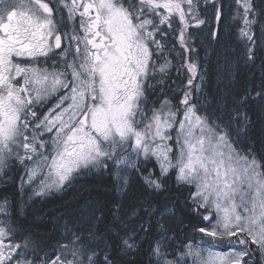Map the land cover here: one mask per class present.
I'll return each mask as SVG.
<instances>
[{"label":"snow or ice","instance_id":"snow-or-ice-1","mask_svg":"<svg viewBox=\"0 0 264 264\" xmlns=\"http://www.w3.org/2000/svg\"><path fill=\"white\" fill-rule=\"evenodd\" d=\"M229 7L213 91L223 0H0V264H264V0Z\"/></svg>","mask_w":264,"mask_h":264},{"label":"trees","instance_id":"trees-1","mask_svg":"<svg viewBox=\"0 0 264 264\" xmlns=\"http://www.w3.org/2000/svg\"><path fill=\"white\" fill-rule=\"evenodd\" d=\"M225 39H228V38H225ZM236 47H237V44L235 43V41L233 39L229 38V40H224V39L222 40V46L220 48L219 47L218 48L217 47H212V48L209 47L208 50H206V46H203V45L200 48L201 57L205 56V51H207V53H208V60H209L208 86H209L210 90L214 91L217 87V74H216V70H215V59L216 58L214 55H212L213 50L215 49L216 52H218L220 54V56L223 57L225 52H229L230 54L234 55L237 51ZM257 65H259V61L257 62ZM253 73H255L257 76H259L261 74V69L259 68V66L253 68L251 66L245 67V66L241 65V67H240L241 82H243V80L245 78L250 80L252 78ZM173 75H175V72H173ZM85 181L87 182L85 187H89V186L97 187L98 186L101 188L102 191L107 190L108 186H109L108 180H106L103 177L96 176V175L89 176L88 178H86ZM77 190H78V188L76 187V188L70 190L67 194H64V195L56 194L50 199H46L44 201L38 202L35 205L33 212H32V215L29 217V220L36 222V223H42L43 220H45L47 218L43 217L41 215V213L39 211L40 209H43L44 212H47V211L61 207L65 203V201L72 196L73 192H75ZM38 230H44V229L41 228Z\"/></svg>","mask_w":264,"mask_h":264},{"label":"rangeland","instance_id":"rangeland-1","mask_svg":"<svg viewBox=\"0 0 264 264\" xmlns=\"http://www.w3.org/2000/svg\"><path fill=\"white\" fill-rule=\"evenodd\" d=\"M223 3L225 4V8H224V20L221 22V25H220V28H221V39H220V43L217 44V42L215 40H212L211 42H209L208 38H207V31H205V33L201 34L200 35V41L202 42V45L203 46H206V50H208L209 47H221L222 46V40H229V38H231L229 36V32H230V28L227 26V21H228V13L230 12V5L232 3V0H223ZM225 38H228V39H225ZM232 39V38H231ZM235 48V47H234ZM237 49V47H236ZM88 178V177H86ZM86 178L84 179H81L79 181V184L76 185V187L80 188V185H85L87 184V182L85 181ZM86 182V183H85ZM85 183V184H84Z\"/></svg>","mask_w":264,"mask_h":264},{"label":"flooded vegetation","instance_id":"flooded-vegetation-1","mask_svg":"<svg viewBox=\"0 0 264 264\" xmlns=\"http://www.w3.org/2000/svg\"><path fill=\"white\" fill-rule=\"evenodd\" d=\"M38 231H40L42 235H46V234L48 235V232H46L45 230H38Z\"/></svg>","mask_w":264,"mask_h":264}]
</instances>
